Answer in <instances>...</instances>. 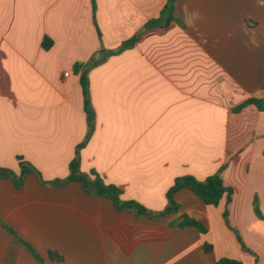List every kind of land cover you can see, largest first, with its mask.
<instances>
[{
  "label": "crops",
  "instance_id": "0c3cea01",
  "mask_svg": "<svg viewBox=\"0 0 264 264\" xmlns=\"http://www.w3.org/2000/svg\"><path fill=\"white\" fill-rule=\"evenodd\" d=\"M166 3L0 0V166L19 176L23 157L41 175H26L21 187L0 178V264H264L254 206L258 197L264 215V112H233L264 83V0H179L170 28L144 33L89 71L96 119L82 172L155 212L177 178L220 173L234 189L231 203L225 195L208 205L183 188L179 212L152 219L79 181L51 184L70 175L89 131L76 65L143 33ZM185 214L208 231L171 225Z\"/></svg>",
  "mask_w": 264,
  "mask_h": 264
},
{
  "label": "trees",
  "instance_id": "16d2710c",
  "mask_svg": "<svg viewBox=\"0 0 264 264\" xmlns=\"http://www.w3.org/2000/svg\"><path fill=\"white\" fill-rule=\"evenodd\" d=\"M179 0H167L161 15L157 18H153L149 20L145 24V28L143 33L138 34L131 38L130 40L123 43V45L118 50H109L104 52V56L99 60H93L90 65L83 66L82 64H77L75 70L77 72H81V85L83 88V94L85 99V110L88 115V126L89 131L86 140L81 143L76 150V156L74 160L71 162L70 165V175L63 180H56L51 182L52 185L55 186H63L68 184L71 181H79L83 184L85 190L95 196L98 197H107L110 198L117 209L119 210H129L134 212L136 215L141 217L147 218H160L164 217L173 213H178L180 210V205L177 203L175 199L176 193L183 189L189 188L193 190L206 204L219 206L222 199L225 195H227V203H231L233 198L234 189L230 186H226L223 178L220 173H217L213 176H210L204 181L198 180L194 176H183L176 179L175 184L170 188L167 193L168 204L163 211L155 212L147 208L140 202L134 200H123V188L115 185V184H108L105 180L96 172L93 171L90 175L82 172L81 170V150L87 145L93 132L95 130V110L93 108L92 99H91V92H90V78H89V71L91 67L97 66L104 62L108 57L114 54L121 53L122 51L133 48L141 39L144 33H153L159 30H164L170 28L176 21V11H177V3ZM257 24L255 22H252ZM48 45L45 43V47ZM253 105L260 111L264 112V83L259 88V91L239 103L233 108L234 113L242 112L246 107ZM18 160L21 165V174L17 176L12 170L8 168H3L0 166V178L1 177H8L13 178L17 184V186L21 187L23 185V180L26 175L30 173H36L41 177L40 173L36 170V168L26 161L23 157H18ZM255 212L256 215L264 220V215L262 214L260 207H259V199L256 197L255 199ZM229 217V210L228 208L224 211V218L228 222ZM173 226L178 227H188L193 226L198 228L202 233H206L208 230L204 226V224L194 218H191L189 215H182L179 219L173 221L171 223ZM238 239L241 242L243 249L249 250L242 238L238 235ZM29 251L40 261H43L41 255L35 250V248L28 242H25ZM206 251H212L213 245L206 243L205 244ZM50 257L55 260H62L63 257L56 252H50ZM214 264H244L241 260L230 258V257H223L217 260Z\"/></svg>",
  "mask_w": 264,
  "mask_h": 264
}]
</instances>
